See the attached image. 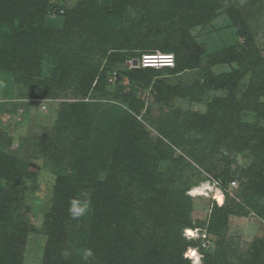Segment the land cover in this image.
<instances>
[{"label": "trees", "instance_id": "obj_1", "mask_svg": "<svg viewBox=\"0 0 264 264\" xmlns=\"http://www.w3.org/2000/svg\"><path fill=\"white\" fill-rule=\"evenodd\" d=\"M51 4L49 0H0V23L11 29L9 34L0 32V74H4L1 88L7 91L10 86H22L18 98L23 100L54 99L67 89L79 98L63 103L59 113L62 123L59 122L55 138L66 139L70 144L69 163L66 168L57 169L52 206L44 215L47 244L42 264H190L182 252L194 241H186L181 235L182 214L174 206L178 186L168 174L179 175L180 166L175 164L179 158L172 160L164 174L154 176L143 170L140 174L142 164L150 156L149 149L161 154L167 145L162 141L155 142V146L146 143L142 125L130 112H139L153 75L182 72L190 68L191 62L200 69L202 84L196 81L169 87L158 80L154 85L157 92H182L194 98L197 91L213 87L226 89V98L212 104L208 121L192 114L188 121L186 113H175L178 123L164 120L166 131L161 133L172 142L174 134L183 136V124L192 131L202 128L211 136L208 146L194 139L192 144L189 137L181 139L189 145L185 151L192 160L223 184L225 201L222 207L211 211L206 227L209 232L217 230L218 225L225 228L229 214L247 215L253 211L264 219V127L226 120L219 110L224 102V112L233 107L237 112L252 107L235 101L238 82L251 56V51L244 50L251 35L240 17L235 19L230 0H102V5L76 7L60 27L53 25L56 16L52 17ZM107 14L114 15L110 29L104 25ZM224 15L233 24L231 46L228 41L216 52V45L212 49L216 55L212 57L201 47L193 50L195 37L191 29L209 24L208 28L216 29L213 21ZM239 39L243 41L239 43ZM156 52L171 53L173 66L155 68L140 63L142 54ZM129 59H137L138 66L126 67L124 63ZM116 67L120 70H115L113 88L107 91L108 77ZM249 90L244 97L260 106L258 118H264L262 96L256 98L262 89L252 86ZM97 110L105 112L101 117L107 112L111 115V110L118 115L100 139L86 146L87 135L83 132L90 114ZM172 128L180 131L172 133ZM119 132L125 135L123 146L111 141ZM1 136L3 145L1 140L5 137ZM242 151H250L253 159L246 166L233 168L231 155ZM57 158L53 159L55 166L59 163ZM37 171L36 166L14 153L0 150V238L3 236L6 247L2 257L6 263L0 264L21 261L18 249L32 227L24 217L16 187ZM157 176L165 180L160 185L156 183ZM233 178L242 180L244 194L240 200L228 196L226 185ZM2 181L13 182L12 188L8 189ZM83 193L88 194L90 210L73 218L70 202L84 199ZM163 227L166 230L162 231ZM223 238V234L219 235L217 250L206 255L203 264H230L228 253L223 250ZM86 250H91L92 256L84 259ZM246 255L244 264H264V241L253 243Z\"/></svg>", "mask_w": 264, "mask_h": 264}, {"label": "rangeland", "instance_id": "obj_2", "mask_svg": "<svg viewBox=\"0 0 264 264\" xmlns=\"http://www.w3.org/2000/svg\"><path fill=\"white\" fill-rule=\"evenodd\" d=\"M49 2L52 3L50 7L53 13L52 17L56 16V23L53 24L55 27H60L65 20L70 18L71 11L76 7L102 5V0H49ZM230 2L236 12L234 13L235 19H238L239 16L241 22L246 25L251 35V42L247 45L248 47L244 45V50L251 51V56L247 60V64L249 63L247 69L244 70L238 82L235 101L237 104H248L252 107L240 109L239 112L233 107L232 110L224 112L226 108L224 102L221 103L219 110H221L222 116L226 117V120L239 121L240 124L256 125L262 128L264 127V118L259 119L257 113L260 106H256L253 100L250 103V100L246 99L244 95L249 93L251 90L249 88L252 86L256 90L262 89L261 94H258L256 98L258 99V97L262 96L261 101L264 102V0H230ZM131 15L135 16V14ZM106 17L104 25L109 26L110 29L109 24H111L114 15L110 16L107 14ZM124 18L126 19V16ZM226 18L224 15V17L220 16L219 19L213 21L212 25L216 24L215 28L217 30L208 28L211 24L208 26L204 25V27L192 28L191 33L195 37V40L191 43L192 49L194 50L197 46L201 47L206 50L205 53L207 55L212 57L216 55V53H213L214 50L212 51L216 45H219L216 52L224 48L228 41H230L228 45L231 46V39H233L235 33L234 30L231 31V28H233L232 22H230V19L226 20ZM122 23L125 25L126 22ZM137 26H139V23L134 28L136 29ZM0 32L9 34L11 33V29L9 25L0 23ZM238 41L240 43L243 40L239 39ZM250 47H252V50H250ZM199 51L196 52V55ZM132 60L129 59L130 62ZM127 61L124 64L128 68L138 66V63L135 66L130 63L128 66L126 64ZM140 63L142 64V62ZM190 65V68L179 73L174 74L164 71L162 74L153 75L150 86L144 94L145 99H143L139 112H130L142 125V130L147 135L146 143L155 146L153 145L155 142L162 141L163 144L167 145L166 148L162 149L164 151L161 154L154 153L152 149H149L150 156L142 164V169L139 167L141 169L139 173L141 174L145 171L154 176L157 173L164 174L172 166V160L179 158L175 163L178 164L177 166H180L178 168L179 175L175 176L176 174L174 175L172 172L168 174L170 177L173 176L176 179L178 186L175 195L178 201L174 206L182 214V217L179 216L180 228H182L181 235L186 241L189 239H193L194 241L193 244L188 245L183 250L182 256L192 264L194 260L191 258L193 255H190V253L194 252L196 253L195 259L199 260V264H203L206 255L212 254L217 250L216 239L219 235L223 234V250L228 253V262L230 264H244L250 246L260 240L264 241V219L257 216L253 211L247 215L229 214L225 228L218 225L217 230L209 232L206 227L211 211L222 207L225 201L221 187L223 184L221 179L214 178L199 163L192 160L191 156L185 151L189 145L184 144V140L181 139H183L182 137H189L188 140L190 139L192 144L194 139L208 146L212 140L211 136L206 131L203 132L202 128H199L198 132L196 130L192 131L188 127L183 126V124L181 125L183 130L181 134L183 136L179 137L174 134L175 140H172V142L161 133L164 130L166 131L164 120L171 119L176 124L178 123V119H174L175 113H186L189 116L188 121L191 119L190 114L197 117L203 116L208 121L210 119L209 110L212 104L214 102L219 103L226 98V89L213 87L197 91L193 95L194 98L184 96L182 92H167L165 94L157 92L158 90L154 85L158 80L164 82L169 87L192 84L196 81L202 84L203 79L199 76L200 69L194 67L196 65L195 62H191ZM164 66L172 67L173 65H169L164 61L152 67L158 68ZM44 70V76L46 77L48 67ZM115 70L119 71L120 69L116 67L108 77L110 84L107 87V91H111L113 88V81L116 76ZM3 75V73L0 74V134H2L1 137L4 135L5 138L1 140L3 145H0V150L3 149L6 153L12 152L23 159L25 163L38 168L33 177L24 180L23 184L16 187L17 191H19L18 196L24 205V217L32 227L29 233L26 234L24 244L18 249L21 258L19 264H42L44 249L47 244V236L44 233L43 225L44 215L50 212L52 206L57 169L66 168L69 163L70 144H68L66 139L61 138L62 140L57 141L55 138L58 135L59 122L62 123L59 113L64 105L63 103L72 102L79 98H75V94L70 89H67L64 94L61 93L62 96L54 99L29 98L23 100V98H18V93L23 91L22 86H10L9 89H6L7 91L1 88L4 80ZM10 97L13 98L10 99ZM121 104L126 105L123 102ZM262 105L264 111V104ZM103 113L105 112H98L97 110L90 114L86 129L83 132L87 135L86 141H84L86 146H90V143L100 139L110 127L112 118L118 115L117 112L111 110V115L107 112L106 115L101 117ZM181 122H184V119ZM170 125H172L171 122ZM172 129H170L172 133L180 131L177 128ZM202 132L203 134H201ZM111 141L112 143L116 141L117 144L115 143L114 145L123 146L125 135L120 132L116 133ZM175 141H177V145ZM103 147L106 146L104 145ZM109 148L110 146L106 149ZM253 157L254 155L250 151L238 152L236 155H231V166L233 165V168L236 165L246 166ZM55 158L60 163L55 162L57 163V167L53 164ZM132 167L135 168L134 166ZM168 174L164 176L168 177ZM178 177H181V179ZM103 178L104 174L102 173L100 179L103 180ZM164 181L161 176H157L156 183L160 185ZM2 182L8 189L12 188L13 182ZM205 185L209 187L208 190L201 189L202 193L194 194V188ZM226 187L228 196L236 200H240L241 195L244 194L242 180L239 178L230 180ZM186 227L191 228L192 231L189 232ZM164 230H166L165 227H163L162 231ZM9 235L7 233L5 237L8 238ZM4 244L5 241L2 236L0 238V263H6L2 261V257L6 252Z\"/></svg>", "mask_w": 264, "mask_h": 264}, {"label": "clouds", "instance_id": "obj_3", "mask_svg": "<svg viewBox=\"0 0 264 264\" xmlns=\"http://www.w3.org/2000/svg\"><path fill=\"white\" fill-rule=\"evenodd\" d=\"M82 195L84 196V199H73L70 202L69 212L73 218L82 217L86 215L90 210L89 209L90 200L88 198V194L83 193ZM83 255H84V259H87L88 257L92 256V252L91 250H86ZM190 255L195 256V253L194 252L190 253ZM195 264H199L198 259L195 261Z\"/></svg>", "mask_w": 264, "mask_h": 264}, {"label": "built area", "instance_id": "obj_4", "mask_svg": "<svg viewBox=\"0 0 264 264\" xmlns=\"http://www.w3.org/2000/svg\"><path fill=\"white\" fill-rule=\"evenodd\" d=\"M160 55H165V59H166V62L167 64L169 65H173V58H172V55L171 54H164V53H154V54H143L142 55V58H141V62H142V65L143 66H146L147 64H160L161 62L157 61L159 60V58L161 57H158ZM171 58L170 60H168L167 58Z\"/></svg>", "mask_w": 264, "mask_h": 264}, {"label": "bare ground", "instance_id": "obj_5", "mask_svg": "<svg viewBox=\"0 0 264 264\" xmlns=\"http://www.w3.org/2000/svg\"><path fill=\"white\" fill-rule=\"evenodd\" d=\"M201 189H205V190H208L209 189V187L207 186V185H205V186H202V187H196V188H194L193 189V192H194V194H200V193H202V191H201ZM188 229V231L189 232H191L192 231V229L190 228H187ZM196 254V253H195ZM194 261L192 262V264H195V261H196V259H195V256H193V257H191ZM198 258V257H197Z\"/></svg>", "mask_w": 264, "mask_h": 264}, {"label": "water", "instance_id": "obj_6", "mask_svg": "<svg viewBox=\"0 0 264 264\" xmlns=\"http://www.w3.org/2000/svg\"><path fill=\"white\" fill-rule=\"evenodd\" d=\"M130 63H131L133 66H135V65H137L138 61H137V59H133L131 62H130V61H127V62H126V64H127L128 66L130 65Z\"/></svg>", "mask_w": 264, "mask_h": 264}, {"label": "snow or ice", "instance_id": "obj_7", "mask_svg": "<svg viewBox=\"0 0 264 264\" xmlns=\"http://www.w3.org/2000/svg\"><path fill=\"white\" fill-rule=\"evenodd\" d=\"M168 60H170L171 58L169 57V58H167Z\"/></svg>", "mask_w": 264, "mask_h": 264}]
</instances>
